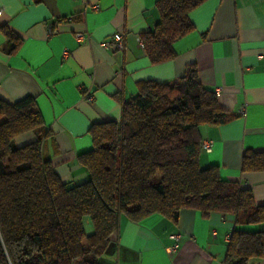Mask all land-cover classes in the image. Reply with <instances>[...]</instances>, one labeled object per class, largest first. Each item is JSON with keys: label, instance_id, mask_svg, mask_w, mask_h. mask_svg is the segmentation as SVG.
I'll list each match as a JSON object with an SVG mask.
<instances>
[{"label": "crops", "instance_id": "1", "mask_svg": "<svg viewBox=\"0 0 264 264\" xmlns=\"http://www.w3.org/2000/svg\"><path fill=\"white\" fill-rule=\"evenodd\" d=\"M156 1L0 0V26L21 39L11 54L0 33V99H34L50 131L43 154L63 182L79 185L88 179L77 156L91 148L89 127L119 122L121 101L136 93L138 82H175L194 65L201 86L232 116L223 125L200 127L201 142L210 148L200 151L199 167H218L224 179L251 191L255 205H264V172L240 170L246 151H264V0H207L189 15L193 30L173 43L174 59L151 65L136 38L158 23ZM114 33L124 36L122 53L99 45ZM77 34L89 40L78 42ZM33 140L26 133L13 145ZM232 229L230 217L189 209L175 220L121 218L98 264H222ZM249 264H264V258Z\"/></svg>", "mask_w": 264, "mask_h": 264}, {"label": "trees", "instance_id": "2", "mask_svg": "<svg viewBox=\"0 0 264 264\" xmlns=\"http://www.w3.org/2000/svg\"><path fill=\"white\" fill-rule=\"evenodd\" d=\"M206 1H156L158 23L139 36L151 65L174 59L173 43L193 30L189 15ZM0 33L15 53L21 39L4 26ZM231 118L201 86L194 65L175 82L140 81L121 101L119 122L89 127L91 148L77 156L88 179L75 185L63 182L42 152L50 131L34 99H0V264H98L121 218L175 220L183 209L232 219L222 264L264 258V205H255L251 191L224 179L218 167L198 164L200 127ZM26 133L34 140L15 147ZM240 170L264 172V151H246Z\"/></svg>", "mask_w": 264, "mask_h": 264}, {"label": "built area", "instance_id": "3", "mask_svg": "<svg viewBox=\"0 0 264 264\" xmlns=\"http://www.w3.org/2000/svg\"><path fill=\"white\" fill-rule=\"evenodd\" d=\"M53 34H54V30H52V29L49 28L47 30V36H51ZM75 39L78 42L88 41L89 40L84 35H80V34L75 35ZM136 42L138 43V45H139L140 48H143L142 41H141V39L139 37L136 38ZM99 45L104 50L109 51V52H111L113 54H115V53H122L125 50L124 36L121 33H114L110 37V39L101 42ZM62 54H63V56H66L67 55V52L64 51ZM85 101L91 102L92 101L91 95H86L85 96ZM239 115H244V109H241L239 111ZM209 148H210V142H208V141L201 142V149L202 150H207ZM171 250H173V249H171Z\"/></svg>", "mask_w": 264, "mask_h": 264}, {"label": "rangeland", "instance_id": "4", "mask_svg": "<svg viewBox=\"0 0 264 264\" xmlns=\"http://www.w3.org/2000/svg\"><path fill=\"white\" fill-rule=\"evenodd\" d=\"M91 230H92V229H91L90 224H88V225L85 224V231H86V233H90Z\"/></svg>", "mask_w": 264, "mask_h": 264}]
</instances>
